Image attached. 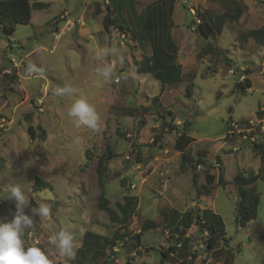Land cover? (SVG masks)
I'll return each mask as SVG.
<instances>
[{"label":"rangeland","instance_id":"1","mask_svg":"<svg viewBox=\"0 0 264 264\" xmlns=\"http://www.w3.org/2000/svg\"><path fill=\"white\" fill-rule=\"evenodd\" d=\"M135 3L138 12L148 5ZM30 4L29 24L0 26V66L11 68L13 77L8 84L0 83V264H160L161 253H170L179 239L169 226L171 211L204 207L221 216L224 238L208 251L207 233L193 225L186 234L189 245L170 253L167 264H264V178L256 182L257 217L243 229L235 224L238 198L232 183L238 172L259 173L260 154L252 148L249 133L227 134L231 120L254 118L264 108L262 64L259 67L264 45L252 55L241 44L234 47L229 38L220 44L228 49L230 60L251 70L253 89L236 93L235 85L242 82L234 79L240 74H229L224 59L203 52L206 40L180 26L177 13L179 25L171 36L188 66L187 77L162 92L158 79L139 72L144 57L152 55L149 44L114 28L107 35L99 33L106 0ZM65 12L78 25L70 24L56 42L53 31L65 24L59 19ZM180 13L191 25L187 5L180 4ZM114 19L120 22L118 16ZM80 25L90 28L89 36L76 32ZM12 60L20 62L19 68H13ZM19 80L20 90L27 93L17 92ZM9 121L13 124L5 131ZM170 122L189 128L184 152L206 164L180 170L178 133L167 130ZM29 125L38 135L33 141ZM232 139L240 142L233 145ZM107 146L116 156L101 187L97 161ZM220 174L224 187L217 182ZM208 176L214 177L210 195H198L193 178L201 187ZM36 178L50 186L33 191ZM103 190L119 216L117 204L123 197H137V210L127 225L98 207ZM87 232L116 246L105 243L99 252L80 257L77 250ZM115 233L124 240L115 239Z\"/></svg>","mask_w":264,"mask_h":264},{"label":"trees","instance_id":"2","mask_svg":"<svg viewBox=\"0 0 264 264\" xmlns=\"http://www.w3.org/2000/svg\"><path fill=\"white\" fill-rule=\"evenodd\" d=\"M31 1L33 0H0V26L6 29H14L17 25L29 24L32 19ZM177 0H159L146 6L143 10L138 12L134 0H106V14L102 19V25L105 33H109L111 28L116 29L122 34L131 35L134 41L141 44L147 43L151 46L152 55L144 57L141 65L140 73L151 74L161 83V88L164 90L166 86H173L182 81L181 66L177 64V46L174 45L171 37V28L173 26L172 13L173 6ZM200 13V11H198ZM126 14V17H124ZM114 15L118 16L120 22L117 23ZM201 15V13H200ZM238 15L235 17L238 19ZM192 30L205 39H210L212 36V28L207 23L201 21L196 24L193 20L189 26ZM256 35L263 34L264 28L252 33ZM212 49V46H210ZM205 52V51H204ZM208 53V52H206ZM239 71V70H238ZM240 72V71H239ZM245 74L246 71H244ZM252 87V82L246 78L242 83L235 85L237 92L246 94L247 89ZM190 84L187 86V91ZM258 117H264V111H258ZM168 131H176L178 137L176 139V148L182 153L180 170H186L187 165L190 164L193 169L200 164H206L202 159L193 161L184 152V148L189 140V128L185 125L181 128L168 123ZM229 128V124H228ZM40 130V137H44L45 131ZM163 129H166L163 127ZM27 133L33 141L37 138L36 129L31 125L27 127ZM163 137V132L159 133L155 138L159 141ZM252 148L260 154L261 167L259 173L254 172L246 175L244 172H238L232 181L237 191L236 202V217L235 224L237 228H245L249 222L255 220L257 217L258 207L260 203V194L257 191L256 182L264 178V141L253 142ZM116 154L112 151L110 146H107L97 161V176L101 187L104 186L103 180L108 170L109 162L115 158ZM217 160L220 161V158ZM209 178V179H208ZM214 177H207V184L201 187L197 186L196 178H193V187L196 189L198 195H210ZM219 186H226L224 177L220 174L217 178ZM50 185L36 178L34 182L33 191L43 190ZM137 197L124 196L123 202L117 204L120 216L109 207V201L105 197L104 190L100 194L98 207L105 211L110 219L118 220L123 225H127L137 210ZM169 226L178 235L177 245L170 253H176L185 249L190 239L186 237L187 231L191 226L196 225L201 233H207L206 250L213 251L218 245L220 239H223L225 232V225L220 215L216 214L208 208L202 210H190L185 213L172 210L169 217ZM1 235V234H0ZM114 238L117 240H124L122 235L116 234ZM139 242V236L136 237ZM105 243L111 244L110 248L116 246L112 241H108L103 236L93 232H87L83 239L82 246L77 250V255L82 257L86 254H94L104 249ZM170 253H161L162 259L160 264H167ZM195 258V255H194ZM192 263V262H190ZM144 264V263H139Z\"/></svg>","mask_w":264,"mask_h":264},{"label":"crops","instance_id":"3","mask_svg":"<svg viewBox=\"0 0 264 264\" xmlns=\"http://www.w3.org/2000/svg\"><path fill=\"white\" fill-rule=\"evenodd\" d=\"M142 1H147V4L150 5L159 0H142ZM181 3L187 5L188 11L192 8L196 9L197 11H200L201 13L200 16L203 22L207 23L212 28L213 32L210 39H205L196 33L197 36H200L201 38L206 40V45L202 49V51L203 52L205 51V53L208 52L206 54H208L209 57L213 56V54L220 56L222 59H224V61H226V65H228L227 69L235 68L239 71H246L249 79L252 82L250 68H245L243 66H240L238 62L230 60L229 56H227L229 52L228 49H226V47L220 44L222 43V41H225L226 38H229L230 42L234 45V47L237 48L238 44H241L242 46L241 49H246L248 54L255 55L258 52L260 46L264 45L263 34L256 35L255 37L252 34L253 32H257L264 28V3L261 0H177L173 6L172 28L179 25L178 23L175 22V15L179 13L180 23H181L180 26H184L187 29H189L190 25H186V23L182 21L183 15L180 13ZM94 4L96 5L97 3ZM89 9H91L90 5H89ZM237 15L239 16L238 19L235 18ZM76 21L79 22L80 20H76ZM74 23L76 22L74 21ZM74 23H72L70 26H72ZM77 25L78 23L75 24V26ZM76 32L82 36H89L91 33L90 28L88 26L84 27L83 25H80ZM99 33L106 34L104 32V29L103 32L100 31ZM176 46L178 47V45ZM210 46H212V49ZM182 61L183 60H181V56L180 55L178 56L177 53V64L181 66V72L183 77L182 81H183L187 77V74L184 73V68L186 69L188 68V66L183 65ZM111 62L114 63L113 60ZM263 62H264V58L260 61L259 67ZM215 73L216 70L214 74ZM10 75H11V68L0 66V83H2L3 81H6L7 84L12 82L13 77H11ZM237 79L238 76L234 79V83L237 82ZM20 83L21 80H19V85H21ZM21 87H23V84L18 88H16L17 92L18 91L22 93L28 92L27 89L25 88L22 89L21 91L20 90ZM252 89H253V82H252V87L249 90L251 91ZM164 90H162L161 88L162 92ZM236 93L239 92L236 91ZM260 110L264 111V108L259 109L258 111ZM258 111L254 113V117L258 115ZM8 124H9L8 127L4 129L5 131L10 130L13 123L9 121ZM230 141L231 144L233 145H237L240 142L239 140L238 141L235 140L234 142L233 139ZM180 167H181V158H180L179 168Z\"/></svg>","mask_w":264,"mask_h":264},{"label":"built area","instance_id":"4","mask_svg":"<svg viewBox=\"0 0 264 264\" xmlns=\"http://www.w3.org/2000/svg\"><path fill=\"white\" fill-rule=\"evenodd\" d=\"M190 14L193 16L194 21L196 24L201 23L202 18L200 16V13L192 8L189 10ZM69 14L65 12L62 16H60V20L64 21L65 24L62 27L56 26V29L53 31L54 39L56 42L59 41L60 37L65 34L67 27L74 23L73 19H70L67 17ZM12 66L13 68L17 69L19 68L20 62L12 60ZM262 73H264V62L262 63ZM244 71H238L235 68H230L229 69V74L236 76L238 73L240 74L238 76V82H243L246 79L245 74L243 73ZM249 91V89H247ZM41 103V101H39ZM243 122V123H242ZM242 133H249L247 134L252 142H263L264 141V119L263 118H249L245 119L244 121H236V120H231L229 122V128L227 130V134L229 135H237V134H242ZM252 133H255L254 136H251ZM257 133V135H256ZM244 139L247 138L246 134L243 136ZM255 138V139H254ZM30 238L34 241L35 245L39 243L37 238H33V233H30ZM50 242H53V240H50Z\"/></svg>","mask_w":264,"mask_h":264}]
</instances>
